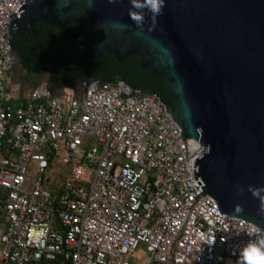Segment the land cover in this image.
Masks as SVG:
<instances>
[{
  "label": "built area",
  "instance_id": "1",
  "mask_svg": "<svg viewBox=\"0 0 264 264\" xmlns=\"http://www.w3.org/2000/svg\"><path fill=\"white\" fill-rule=\"evenodd\" d=\"M19 2H0V264H245L246 247L264 250V231L200 195L207 148L185 157L154 93L120 79L46 92L43 73L20 89L2 38Z\"/></svg>",
  "mask_w": 264,
  "mask_h": 264
},
{
  "label": "water",
  "instance_id": "2",
  "mask_svg": "<svg viewBox=\"0 0 264 264\" xmlns=\"http://www.w3.org/2000/svg\"><path fill=\"white\" fill-rule=\"evenodd\" d=\"M39 21L81 26L61 50L73 73L109 53L118 62L136 56L161 78L171 104L154 94L181 129L185 157L207 148L194 161L200 195L264 231V191L249 190L264 189V0H164L155 16L147 0H22L2 36L11 51V39ZM92 79L77 77L75 88Z\"/></svg>",
  "mask_w": 264,
  "mask_h": 264
},
{
  "label": "trees",
  "instance_id": "3",
  "mask_svg": "<svg viewBox=\"0 0 264 264\" xmlns=\"http://www.w3.org/2000/svg\"><path fill=\"white\" fill-rule=\"evenodd\" d=\"M52 24L49 26V33H42L37 24V37L35 33L30 35L33 40H27L26 35L11 39V46L21 56L20 63L27 71L43 73L48 65L51 66L48 76L50 90L56 91L66 87L77 90V77L94 72L95 79L101 82H115L121 79L133 88L156 93L164 103L171 104L164 94V81L142 69L136 56L118 62L113 55L103 53L96 64L73 73L70 59L66 58L61 50L68 39L79 38L82 28L68 21H53Z\"/></svg>",
  "mask_w": 264,
  "mask_h": 264
},
{
  "label": "flooded vegetation",
  "instance_id": "4",
  "mask_svg": "<svg viewBox=\"0 0 264 264\" xmlns=\"http://www.w3.org/2000/svg\"><path fill=\"white\" fill-rule=\"evenodd\" d=\"M52 23H53V21L50 23H47L44 21H39V22L35 23L33 27L27 28L26 30L21 31L18 35L14 36L13 38L17 39L19 36H25L26 35L27 40H33L30 35H31V33H35V37H37L36 30H35V26L37 24L39 25L40 31L42 33H49L50 32L49 26L53 25ZM62 40H63V37H61V41ZM12 52H13V56H14V64L18 67L17 71H15V73L13 74V80H14V82L19 83V87L21 90H27L37 82L39 76H36L35 74H33L30 71H27L22 66V64L20 63V59H21L20 57L21 56L18 55L17 51L14 50L13 48H12ZM14 64H13V66H14ZM66 88H71V87H66Z\"/></svg>",
  "mask_w": 264,
  "mask_h": 264
},
{
  "label": "clouds",
  "instance_id": "5",
  "mask_svg": "<svg viewBox=\"0 0 264 264\" xmlns=\"http://www.w3.org/2000/svg\"><path fill=\"white\" fill-rule=\"evenodd\" d=\"M148 4L150 5V9L155 16V14H159L163 4L164 0H147ZM134 22H138L141 17L133 16L130 17ZM240 191V189H238ZM252 191L253 196H258L260 198L261 192L264 191V189L256 188V189H249ZM236 212H241L242 208L240 205H236L235 209ZM214 237H207L205 238V243L211 245L214 243ZM243 259L245 261V264H264V250H261L260 248H257L255 246H249L246 247L243 250Z\"/></svg>",
  "mask_w": 264,
  "mask_h": 264
},
{
  "label": "rangeland",
  "instance_id": "6",
  "mask_svg": "<svg viewBox=\"0 0 264 264\" xmlns=\"http://www.w3.org/2000/svg\"><path fill=\"white\" fill-rule=\"evenodd\" d=\"M17 69H18V67L14 64L12 73L14 74L15 71H17ZM43 74L49 75V72L45 71V72H43ZM68 89H71V88H68ZM64 90H65L64 88L59 89V90H57V93H60L61 94V93H63ZM141 248L142 249L140 251L142 252L144 248L143 247H141Z\"/></svg>",
  "mask_w": 264,
  "mask_h": 264
},
{
  "label": "crops",
  "instance_id": "7",
  "mask_svg": "<svg viewBox=\"0 0 264 264\" xmlns=\"http://www.w3.org/2000/svg\"><path fill=\"white\" fill-rule=\"evenodd\" d=\"M15 83H18V82H15ZM19 84V83H18Z\"/></svg>",
  "mask_w": 264,
  "mask_h": 264
}]
</instances>
